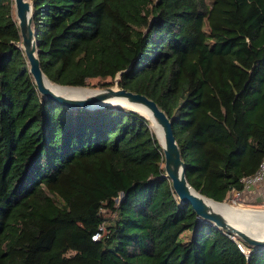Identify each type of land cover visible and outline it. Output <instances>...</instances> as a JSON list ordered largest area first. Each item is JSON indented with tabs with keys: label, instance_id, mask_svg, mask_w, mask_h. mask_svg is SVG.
Masks as SVG:
<instances>
[{
	"label": "trees",
	"instance_id": "16d2710c",
	"mask_svg": "<svg viewBox=\"0 0 264 264\" xmlns=\"http://www.w3.org/2000/svg\"><path fill=\"white\" fill-rule=\"evenodd\" d=\"M31 1L51 82L148 97L195 190L244 189L264 161V0ZM14 5L0 0V264H264L180 201L148 119L38 92Z\"/></svg>",
	"mask_w": 264,
	"mask_h": 264
},
{
	"label": "water",
	"instance_id": "95a60500",
	"mask_svg": "<svg viewBox=\"0 0 264 264\" xmlns=\"http://www.w3.org/2000/svg\"><path fill=\"white\" fill-rule=\"evenodd\" d=\"M15 15L19 26L21 27L20 33L22 35L21 48L25 51V56L30 66V73L36 82L38 92L46 99L53 100L56 103L67 107L69 109H84V110H98L106 107L121 104L118 100H126L127 107L142 115L144 114L139 110L141 106L146 107L152 114V117L163 127L164 130V150L165 156V171L173 184V188L177 193L179 199L183 203H189L193 206L199 218L203 221L213 223L217 228L225 230L227 233L239 238L249 244L255 250L264 248V229L253 230L241 222H236L231 219L225 218L222 214L211 208L207 201L216 204H224L225 202H217L210 199L200 192L195 190L186 179V167L182 160L180 148L176 141L174 134V123L167 117L166 113L160 109L158 104L149 99L148 97L135 94L124 89L107 88L105 90H95L91 95L84 98H72L52 91L45 83V79H50L44 74L41 69L36 41V32L33 26V2L31 0H14ZM58 85V84H57ZM61 86V85H59ZM69 87V86H61ZM76 88V87H71ZM146 118V117H145ZM147 119V118H146ZM160 143V142H159ZM250 222H257L264 224V218L256 217ZM239 226V227H236ZM244 252L242 244H239Z\"/></svg>",
	"mask_w": 264,
	"mask_h": 264
},
{
	"label": "bare ground",
	"instance_id": "6f19581e",
	"mask_svg": "<svg viewBox=\"0 0 264 264\" xmlns=\"http://www.w3.org/2000/svg\"><path fill=\"white\" fill-rule=\"evenodd\" d=\"M45 83L55 93H59L72 98H84L95 92V90L90 89L88 87H76V88L61 87L47 79H45ZM118 102H120L121 104L114 106L127 107V105H125L127 104L126 100L122 99V100H118ZM139 108H140L139 110L144 114V116L152 123V127L155 132V135L157 136L160 144L164 146L165 137H164L163 127L157 122L155 118L152 117V114L149 111V109L143 106ZM207 202L210 204L211 208L215 209L217 212L222 214L228 220L231 219L236 222H242L256 217L264 218V210L236 207L228 202H225L224 204H216L211 201H207ZM236 227L239 226L236 225Z\"/></svg>",
	"mask_w": 264,
	"mask_h": 264
},
{
	"label": "rangeland",
	"instance_id": "374dc122",
	"mask_svg": "<svg viewBox=\"0 0 264 264\" xmlns=\"http://www.w3.org/2000/svg\"><path fill=\"white\" fill-rule=\"evenodd\" d=\"M208 1H210V0H208ZM14 14H15V5H14ZM107 83H111V80L95 79V80H91L90 82H88V85L85 87H88V88L93 89V90H105L107 88L121 89L117 85L116 80L114 81V84H112V86H110V87H107ZM124 108L129 109L128 107H124ZM150 127H151L152 131L154 132L153 127H152V123H151ZM154 134H155V132H154ZM226 202H228V203H230L236 207L264 210V205H254L253 206V205H249V204L244 203V201L240 202V201L236 200L235 196L232 194H230L229 199ZM239 205H242V206H239ZM241 224H243V225L245 224V226H249V228H252L253 230H255V229H262L263 230L264 229V224H261V223L259 224L257 222L242 221ZM245 251L248 253L247 250H245Z\"/></svg>",
	"mask_w": 264,
	"mask_h": 264
},
{
	"label": "built area",
	"instance_id": "2783aa9c",
	"mask_svg": "<svg viewBox=\"0 0 264 264\" xmlns=\"http://www.w3.org/2000/svg\"><path fill=\"white\" fill-rule=\"evenodd\" d=\"M242 182L244 184V189L242 191L232 190L231 192V194L235 196V199L240 202L243 201V193L245 191H248L250 188L257 186L264 182V161L260 165L259 170L257 171L255 175L244 178ZM100 238H101V234L97 233L93 239L98 240Z\"/></svg>",
	"mask_w": 264,
	"mask_h": 264
},
{
	"label": "crops",
	"instance_id": "0c3cea01",
	"mask_svg": "<svg viewBox=\"0 0 264 264\" xmlns=\"http://www.w3.org/2000/svg\"><path fill=\"white\" fill-rule=\"evenodd\" d=\"M243 201L249 205H264V182L243 193Z\"/></svg>",
	"mask_w": 264,
	"mask_h": 264
}]
</instances>
